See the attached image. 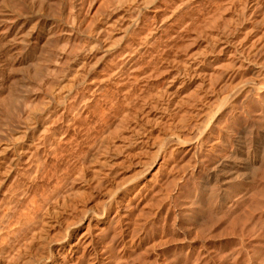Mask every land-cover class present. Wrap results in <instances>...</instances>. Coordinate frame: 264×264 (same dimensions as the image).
<instances>
[{"label":"bare ground","instance_id":"obj_1","mask_svg":"<svg viewBox=\"0 0 264 264\" xmlns=\"http://www.w3.org/2000/svg\"><path fill=\"white\" fill-rule=\"evenodd\" d=\"M56 8L62 11L61 23L59 22L58 24V21L55 23V20L48 23L40 22V20L47 18V14L50 10H55ZM233 9L238 13L237 16L249 21L248 24L244 25L242 28L244 32L243 35H241L240 32L237 33L232 31L231 33H222L223 31L220 32L216 30L218 28L216 25L218 19L227 12L228 14L229 12L233 13ZM51 18L52 17L49 19ZM231 20L233 19H230V21ZM243 22H240V24ZM236 23H234V28L232 27V30H236ZM44 25L46 26L44 27ZM215 25L216 29L211 31L206 39L208 34L206 31H210ZM202 36H205L203 39H206L203 51L194 55L193 58L185 60L182 66L177 68V75L171 79L173 82H170L172 85L178 83L181 88H189L188 93H185L187 94L186 97L181 98L180 103L186 102V105H190V103L198 104L200 103L198 98L201 100L200 107L194 106V109L196 107L198 109L190 111L188 108L191 116H198L197 114L199 112L201 113L202 109L206 110L208 105L212 104L211 98H213V102L217 104L215 107L218 106V103L220 104L222 102L216 103L217 100L214 98H219L221 96H218L219 91L217 93L215 89H211L215 88L212 87L213 84H209L211 86V88L209 86V89L212 90L209 91L211 92V103L208 102L210 96H206V92L198 95V90L200 89L201 92L202 87L197 89L198 86L201 85L195 86L196 81L194 78L200 66L202 64L204 65L207 60L209 62L210 56L216 53V48L220 46L219 44L221 42H229V39H231V41L233 39L238 40L237 44L233 46V50L237 55V62L239 65L243 63L246 64L245 66L252 65L256 52L259 50V53H263L261 48H264V0H240L238 4H236V0H0V209H2L0 210V264H62L65 259L74 261L79 258L78 262H81L80 257L85 258V260L82 259L84 262L83 264H109L112 256L110 254L126 253L134 246L135 240L132 237L136 235L134 231V234L132 232L131 235L127 232L128 230L125 231L124 229V219L126 215L119 212V204L121 203L119 197L116 198L119 200H114L113 198V202L109 200L110 203L101 204L100 211H95L93 208L92 210L88 209L86 200L84 203L83 201L81 202L83 203L81 206H77L74 205L77 192L76 194L73 192L74 196H72L73 194L68 188V181L72 177H76L78 173L85 168L89 152L94 149V146L104 134L111 130L112 126L119 125L120 128V124H123L122 120H125L123 119L124 116H127L126 112H128V108H132L134 105L136 106V103L140 101V99L143 100L147 98L145 96H149L148 93L151 94L150 91L152 90L150 89L154 85L152 80L158 78L156 76L164 73V69L163 72H161V69L165 68L163 66L165 65L164 63H166L170 57H173L172 55H175L172 52L179 48L180 52L188 51H181V49L191 47L199 38L201 39ZM49 39H51L53 43H45L47 42L45 40ZM180 43H182V45L184 43V47L182 45V47H180ZM185 43L188 46H186ZM176 54L178 55V53ZM258 55L261 56V54ZM231 62H233V60ZM260 64L262 65L264 63L262 62ZM261 65H258V68ZM262 71L259 68V72ZM53 78H56L57 82H55L56 80L54 79L55 83H53ZM258 78L257 82L260 83V77ZM213 79L214 77L209 80L212 81ZM69 80L72 81L73 87L70 84L71 82H67L69 83V87L67 86L68 89H64L65 91L61 92L63 87L66 88L65 83ZM21 82H25V85L21 86ZM235 83H231L229 80V82L225 83L227 84L225 88L222 87L226 89L224 91H227L226 87H229L230 92H232L231 88L235 86ZM214 85H216V83ZM260 86L258 87V91L264 89V85ZM234 89L235 87L233 91ZM229 90L226 93H228ZM37 93L41 94V98L44 97L40 107L29 100L30 97L37 95ZM258 93L261 92L259 91ZM236 94V92H232L230 95L236 97ZM160 95V98L153 101L159 109L167 110L171 103V99L163 93ZM228 95L225 96L227 97ZM193 97H197L198 102H194L193 100L195 99H193ZM223 97L224 96H222L221 99ZM189 98H192V101L189 100ZM232 98L229 99L231 100ZM237 99L239 98L237 97ZM188 100L191 102L187 104ZM257 100L260 101V96ZM225 101L223 100V102ZM223 102L221 104H223ZM226 102L225 106L227 104ZM234 102L235 101L232 100L229 103L231 109H228L231 111L236 107L234 104L237 103ZM240 102L238 103L240 104ZM261 102L264 103V95H261ZM221 104L219 107L221 108L222 106L223 108L224 104ZM177 105L179 104L177 103ZM212 105L210 108L208 107L209 110L207 109V111H210ZM259 107L261 109V105ZM217 108L218 107L215 109ZM228 109L226 108V111ZM213 110L211 109L210 112L206 111L209 117L212 114V119L210 120L207 119L208 117L205 115L206 112L203 113L205 115L204 117H207V120L202 119L203 124L201 122L204 128L199 123L203 131L198 127V122H195L192 130L186 127V123L184 122L185 117L183 121L182 119L179 120L185 123L184 131L186 135L184 136L178 133L180 129L176 130L178 127H176L175 123L170 121L167 122L169 124L166 123L168 126L164 124L165 127L174 124V126L171 125L172 128L169 127L171 128V133H168L167 137L164 136L165 144L170 148V153H172V155L181 149V151H185L194 156L199 149L197 147L198 143L195 145L194 140L196 136L199 138L202 132L203 143L206 142L209 135L212 137V140L215 141H223L224 137H227V139H229L231 143L234 142L236 146L242 144L244 147L243 149L250 148L252 143H255L253 142L254 139L249 140V137H251L249 134L251 132H249V134L244 133L246 136L243 135L244 137H240L242 140L239 137L236 138V136L234 138V131L232 135L230 129L227 127L224 128L226 124L222 126V122H218L217 119L214 120L216 114L218 115L220 112L217 113V111L214 112ZM256 110L258 111V108ZM184 111H186V109L183 110V113ZM212 111L214 113H211ZM188 113L186 115H188ZM230 113L231 112H229V114ZM201 115L199 116L202 117ZM259 115L260 114H258V116ZM183 116L184 115H182V117ZM150 117H147V119L151 120L154 118ZM198 120L201 121V118ZM51 122L54 124L53 127L50 125ZM177 124L179 125V123ZM229 125L230 124H228V126ZM179 127L181 128L182 124ZM135 135H138V133ZM160 138L164 141L162 137ZM132 139L130 142H123V144H120L121 146L118 147L124 149L125 147L134 145L135 142L132 141ZM131 141L133 142L132 144ZM146 143H148V140H144L134 147H136L135 149L140 153V151L146 149ZM163 143L164 142L161 144L163 145ZM261 143L263 146L264 137H262ZM161 144L158 146L159 149L163 147ZM212 145H214V143ZM220 147L221 146H219V149ZM161 149H156L153 155H156L157 152L159 153ZM243 149H235L230 157H228L229 163L227 164L222 163V161L213 163L209 167V170H211L209 174L212 173L211 179L216 182V180L219 179V175L225 169H227V172L230 170L232 171L236 163L242 158L252 162L256 156L254 155L255 153L249 152V150L243 151ZM174 157L176 156L174 155ZM165 158V155L160 158L161 163L156 170L164 166L166 162ZM105 160L107 161L108 159ZM147 164L149 165V163L146 162L144 166ZM250 164L246 161L245 169L253 170L249 175H254L255 172L259 170L252 168L254 165L251 166ZM205 165H203V167ZM155 166L156 164L152 163L148 167L142 168L143 170L140 168L144 171V174L138 173L140 174L138 178L142 175L143 179H145ZM189 166L190 165H188V167ZM169 168H171V166ZM191 168H194V166ZM104 175L99 177L96 182L100 188H106L110 185L109 183H111L107 175ZM173 178L179 181L177 176ZM247 179L251 180L252 178L250 176ZM9 181L11 184L16 182V185H9ZM43 182H45L46 185H44ZM175 182L173 181L172 183L175 184ZM7 183L9 186H4L6 188H3V190V185H7ZM136 184L138 186L140 183L137 182ZM136 184L131 188L127 186L123 195H120L123 196L124 201L130 203L134 198L133 193L137 189ZM176 184L178 185V183ZM10 186L12 187L9 188ZM113 188L118 187L113 186ZM120 188L121 187H119V190L122 191V188ZM236 188H238V186H236ZM166 189L168 190V188ZM110 190L108 189V191ZM138 190L139 189H137V191ZM159 193L161 192L159 191ZM164 193L165 192H162V194ZM154 198L158 199L156 197ZM161 199H164V196ZM163 201L165 202L166 200ZM163 201L161 203H163ZM147 203L146 207L148 206ZM157 204L160 206L159 202ZM150 205L149 208H154V206ZM154 205L156 206V204ZM70 206L71 208L73 207V209H70ZM67 207L70 209L69 212L71 213L65 215V217H68H64V219L60 221L58 229L61 228L62 232L57 229L58 232H61L57 240L59 244L51 250L45 246L46 237L44 235L46 234H44V231L47 229L45 226L49 225L48 221L52 215L54 216L59 209H65ZM202 207H204V205ZM217 209H219V207ZM71 210H73V212ZM111 214L114 218L111 217ZM133 215L135 216L136 214ZM145 216L147 220V216L151 215L148 214L144 215V217ZM137 221L134 220V224L132 225L137 226L138 223L140 224V222L135 223ZM125 222H127V220ZM138 227L139 226H137V228ZM131 229H133V226ZM46 233L48 232L46 231ZM39 242H43V244ZM38 243L39 246L37 245ZM36 247H40L39 251L37 250L38 252L35 253L34 251L36 250H34L32 252ZM142 252H144V250H142ZM137 257H139L138 254ZM121 259L124 260V258ZM143 262L142 264H144ZM152 262L153 261L150 263ZM76 263L75 261V263L73 262L72 264Z\"/></svg>","mask_w":264,"mask_h":264},{"label":"rangeland","instance_id":"obj_2","mask_svg":"<svg viewBox=\"0 0 264 264\" xmlns=\"http://www.w3.org/2000/svg\"><path fill=\"white\" fill-rule=\"evenodd\" d=\"M239 2H240V0H236V4H238ZM233 10H234L233 13L229 12V14H228V12H227L218 19V22L216 24L218 27L217 29H216V25H215V27L213 29L211 28L212 30L210 29V31H206L208 33V34L205 33V34H207L206 39L209 36L210 32L215 30V29L217 31H220V32L223 31L222 33H231L232 31H234L237 33L240 32V34L243 35L244 32H243L242 28L244 25L248 24L249 21L244 20V19L240 18L239 16H237L238 13H236L235 9H233ZM55 12H57V13H55ZM48 16H49V18L54 17L55 19L54 18L49 19ZM61 17H62V11L61 10L59 11L56 8L55 10L53 9V10H50L48 12L47 18H46L47 20L42 19V20H40V22L41 23H43V22L48 23V22H51L52 20L53 21L55 20V23H57L56 21H58V24H59V22L62 20ZM238 17H239V19H238ZM230 19H233V20L230 21ZM236 22L237 23L239 22V23L237 24ZM240 22H243V23L240 24ZM234 23H236V25H235L236 30H232ZM45 26L46 25H44V27ZM228 30H230V31H228ZM204 37L202 36L201 39L199 38L197 40V42L194 43L195 45L194 44L192 46L189 45L191 47H189L187 49L182 48L183 50L181 49V51H184V50H188V51L180 52L179 51L180 48H179V49H176L174 51L175 53L172 52L176 56L172 55V53H171V55L173 57H170V59L166 63H164L165 65H163L165 68L161 69L162 70L161 72H163V69H164V73L160 74L161 76L160 75L156 76L158 78L154 77L157 80L156 79L152 80V83L154 85L150 89V90H152V91H150L151 94L148 93L149 96L146 94L147 96H145V97H147V98L144 97L145 99H143V98H142L143 100L140 99V101H138L136 103V106L134 105V106H132V108L131 107L128 108V110H127L128 112H126L127 116H124L123 119H125V120H122L123 124H120V128H119V125L112 126L111 130L108 131L109 134H108V132H106L104 134V136L98 141V143H96V145L94 146V149H92L93 151L91 150L89 152V154H88L89 156L87 157V162H86L85 168L80 173H78V175L76 177H72L68 181L69 182L68 188L70 189V192H72V194H73L72 196H74L73 192H75V194L77 192V194L75 196L76 201H74L75 202L74 205L81 206L84 203V201L86 200V202L88 204L87 205L88 209L92 210V208H93L95 211H100L101 204H108V203H110L109 200H111V202H113L114 200L121 199V200H119L121 202L119 204V212L123 215H126V218L124 219V229H125V231L128 230L127 232H129L130 234L133 231L135 232L136 236L132 237V238H134V240H135L134 242L136 245L134 244V246L131 249H129L128 252H126V253H122V254L112 253V254H110L112 256H111L109 264H118L119 262H120L119 264H125V263L126 264L127 263L128 264H142L144 259H145V261L143 262L144 264L145 263L146 264H160V263L161 264H164V263L165 264L166 263L167 264H264V153H262V152H264V149H263L264 144L262 146V143H261V139H262V137H264V122H263V120H264V112H263L264 103L261 102V95H264V93H262V92H264V89L259 90L261 93H258L259 92L258 87L260 85L261 86L264 85V72H263L264 71L263 70L264 64H262L263 66L260 64L262 62L264 63V48L263 47L261 48V51H263V53H259V50H258V52H256L254 63H252V65L245 66L246 64H244V63L239 65V63L237 62V59H238L237 55H236V53H234V50H233V46H235L237 44L238 40L233 39L231 41V39H229L230 40L229 42L223 41L219 44L220 46H218L216 48V53L214 55L210 56L209 62L207 60V62L204 65L202 64L203 66L201 65L200 68L195 73V76H194L195 81H196L195 86H198L200 84L201 86H198L197 89H199V87L200 88L202 87L201 92H200V89L198 90V95H201V94H203V92H206L207 93L206 96H210L208 102H210L212 99L211 102L213 105L211 104L212 105L211 109L212 110L214 109L213 110L214 112L215 111H217V113L220 112V113H218V115L216 114V116L217 117L219 116V117L217 118L215 116L214 120L217 119L218 122H220V123L222 122V124H221L222 126H224L226 124L224 128L227 127L228 129H230L232 131V135H233V131H234V135H233L234 138H235V136H236V138L237 137L242 138L244 133L249 134V132H251L249 135L252 138L249 137V135H248V137L250 138L249 140L254 139L253 142H255V143H252V146L250 148L243 149L244 147L242 146V144L237 145V146H239V147H237L235 145V143L234 142L231 143L230 140L227 139V137L226 138L224 137L223 141H220V140L215 141V140H212V137H210V135H209V137L207 136L208 138L206 139V142L203 143V132H202L203 131V129H202L203 122H202V119L204 120L207 117H208L207 119H209V120L212 119L211 118L212 114L210 115V117L207 114V112L211 111V109H210V111H207V109L209 110L211 105H208L209 108L207 107L206 110L202 109L203 112L201 110V113L199 112L200 114L199 113L197 114L198 116H196V115L191 116L190 111H194L195 109H198L197 107L198 106L200 107L201 100H199V98H198V101L200 103H198V104L194 103L195 104L194 105L193 103L192 104L190 103L192 101V98L191 99L189 98V100H191V101L189 102V100H188L187 104L190 103L191 106L189 104L186 105L185 104L186 102L180 103L181 98L186 97L187 94H185V93H188L189 88H181V86H179L178 83L175 85L174 84L172 85L170 82H173V80H171V79H173L175 77V75H177L176 74V71L178 70L177 68H180L185 60L191 59L194 57V55L203 51V48H204V45L206 42V39H203ZM51 39H53V38H51ZM51 39L45 40V41H47L45 43H48V42L53 43ZM54 40H55V38H54ZM181 45H182V43H180V47H182L184 45V43L182 46ZM185 45H186V43H185ZM186 46H188V45H186ZM37 51H38V49H37ZM176 53H178V55ZM258 54H261V56ZM213 57H215V58H213ZM171 58H172V60H171ZM232 60H233V62H231ZM168 63H169V65H168ZM214 65H216V66H214ZM258 65H261L263 67V68L261 66L259 67L261 71L263 70L262 72H259ZM212 67H213V70H212ZM226 67H228V68H226ZM259 74H260V76H259ZM213 75H215V76H213ZM222 76H224V77H222ZM213 77H214V79L212 81H210L209 79H211ZM258 77H260V83H262V84L257 82L259 80ZM257 78H258V80H257ZM54 79L56 80V78H53L52 82L53 83L57 82V80L54 82ZM229 80L231 83L236 82L234 84L235 85L234 91H233L234 87L231 88L232 92L237 93L236 97L230 95L232 92H230L229 87H226V88H227V91L229 90L230 94H229V92L226 93L227 91H224V90H226L224 88L227 85L225 83L229 82ZM206 81H208L209 83ZM67 82H69V83L71 82L70 84L72 86L71 80L66 81V83H65L66 88L63 87L61 92L68 89L67 86L69 87V83H67ZM210 82H212V83H210ZM252 82H253V84H252ZM202 83H204V84H202ZM215 83L217 86L214 85ZM221 83H223V84H221ZM209 84H213L212 87H215V88H211V86ZM24 85H25V82H21V86H24ZM71 86H70V88H71ZM209 86L211 89H215L217 91V93L219 91L218 96H221V97L224 96L222 98L224 101L225 100L227 101V98L229 96H232L233 98L229 97L232 99L230 100L228 98V101L227 102L225 101L227 103L226 106H225V102H223L221 97L214 98L215 100H217L216 103L222 101L224 104V107L222 108V106H221V108H220L219 106L222 102L220 104L218 103V106H216V107H218L219 109L218 108L215 109L216 108L215 105H217V104H215V102H213L214 101L213 98H211V92H209L211 89H209ZM231 86H232V84H231ZM217 87L220 89H218ZM160 91H161V93H160ZM72 93H74V92H72ZM162 93L165 94V96H167L169 99H171V103H170L169 108L167 110L159 109L158 106L156 105V103L153 101V100L156 101V99L160 98V96H161L160 94H162ZM209 93H210V95H209ZM198 95H197V97H198ZM225 95H228V96L226 97ZM258 95L260 96V101L257 100V99H259ZM179 96H183V97H179ZM197 97H195V98L193 97V99H195V100H193L194 102L197 101ZM237 97L239 99H237ZM43 98H41V94L37 93V95L30 97L29 100H31L32 103H34L36 106L40 107L41 101H43L42 100ZM232 100L235 101L237 104H239L238 102L241 101L239 104L241 106L234 104V105H236V107L234 108L233 111L229 110V109H231V107L229 106V103ZM177 103L179 105H177ZM210 103H208V104H210ZM223 104H221V105H223ZM245 104H246V106H245ZM260 105H261V109L259 107ZM194 106H197V107L194 109ZM213 107H215V108H213ZM243 107H245V108H243ZM256 107L258 108V111L256 110L257 109ZM184 108L186 109V111H184L185 114L183 113V110H185ZM188 108L190 109V111ZM202 108H203V106H202ZM226 108L227 109L229 108V109L226 111ZM187 109H188L189 113H188ZM160 110H162V111H160ZM164 111H166V112H164ZM213 111L211 113H214ZM259 111H260V113H259ZM229 112H231V113L229 114ZM240 112H242V113H240ZM256 112L260 115L258 116V114ZM181 113H183V114H181ZM187 113H188V115H186ZM203 113H205V115L207 117H204L205 115ZM154 115H156V116H154ZM182 115H184V116L182 117ZM199 115H201L203 118L200 117ZM221 115H222V117H221ZM241 115H242V118H241ZM189 116L192 118H190ZM147 117L148 118L154 117L155 119L153 118L151 120L150 119L148 120ZM184 117H185L184 122L186 123V125L184 122H182ZM200 118H201V121L198 120ZM219 118L222 121H220ZM180 119H182L181 122L179 121ZM186 119H187V121H186ZM190 119H192V120H190ZM256 120H258V121H256ZM170 121L176 124V127H178V129H176V130H179V129L181 130V131L179 130L178 133L182 136L186 135V132L184 131V125L186 127H188L190 130H192L195 122H198L197 123L198 125H199V123L201 124V122H202V124H201L202 127H200V125L198 126L202 129V131H201L202 134L199 136V138H197L198 136H196L195 140H194V144L197 145V143H198L197 147L199 148V149L197 148L198 151H196L194 156L191 154H188L185 151H181V149L178 151L179 154H178V152L174 153V155L176 157H174V155H172V153H170V148H168V145L165 144V137H164V136L167 137L168 133L169 134L171 133V131H170L172 128L171 125L174 126V124H170L169 127H171V128L165 127L166 123L170 122ZM52 123L53 122H51L50 125H52V127H53L54 124H52ZM177 123H179V125ZM190 123H191V125H190ZM167 124H169V123H167ZM181 124H182V127L180 128L179 126H181ZM228 124H230V125L228 126ZM166 126H168V125H166ZM166 128H168V129H166ZM249 128H251V129H249ZM137 131H139V132H137ZM137 133H138V135H135ZM165 133H167V134H165ZM244 136H246V135H244ZM132 137H133V139H132ZM160 137H162V139L164 141H162ZM131 139H132V141L135 142L134 145L125 147L124 149L123 148L121 149L120 147H118V146H121L120 144H123V142H130ZM141 140L142 141L148 140V143H146V146H145L146 149H143L139 153L135 149L136 147H134V146H137L138 144H140L142 142ZM132 141H131V144L133 143ZM160 142L161 143L164 142L163 145ZM221 142H222V144H221ZM211 143L212 144L214 143V145H212ZM160 144L163 146V147L160 146V147H162V149L160 148L161 151H159V153L157 152L156 155H153V153H155L156 149L160 150L158 147ZM253 145H254V147H253ZM219 146H221L220 149H219ZM237 148H238V150L243 149V151L249 150V152H254L255 153L254 155H256V156L254 157L252 162L249 161L248 159H245V158L240 159L238 161V163H236L235 168L232 171L230 170L229 172H227L226 171L227 169H225L219 175V179L216 180V182L213 181L211 179L212 173L209 174V172H211V170H209V167L215 162H221L222 161V163H224V164L229 163L228 157H230L231 153ZM168 149H169V151H168ZM217 149H219V150H217ZM166 150H167V153H166ZM180 152H182V153H180ZM168 154H171V155H168ZM198 154H199L200 158H199ZM163 155H165V157H166L165 158L166 162H165L163 167H161L159 170L158 169L156 170L158 165L161 163L160 158ZM177 156H179V157H177ZM105 159H108V160L106 161ZM246 161H248L249 164L251 163L250 164L251 166L254 165V166H252V168H256L259 171L255 172L254 175L253 174L249 175L250 172L252 173L253 170L251 171V169L250 170L245 169ZM146 162H148L149 165L154 163V164H156V166H155V168H153L151 173L145 179H143L142 175L144 174V171H142L143 170L142 168H146L149 166L148 164H147L148 166L147 165L144 166L146 164ZM186 164H188L190 166L188 167V165H186ZM203 165H205V166L203 167ZM167 166H169V167L171 166V168H169ZM192 166H194V168H191ZM258 167H259V169H258ZM205 169H207V170H205ZM260 169L263 171H261ZM168 170H169V173H168ZM172 170L173 171L175 170V171L173 172ZM156 171H158V172H156ZM178 171H179V173H178ZM104 173H105V175H107V178L109 179V182H111V183H109L110 185L106 188H100L96 184V182L99 179V177L104 175ZM138 173L142 174L140 176V178H138L140 175ZM260 174H262V175H260ZM172 176L175 178L177 176L179 178L180 183H179L178 179L176 180ZM250 176L253 179V182H252V179L251 180L249 179L250 181L247 179ZM234 177H236V178H234ZM180 178H183L184 180L180 179ZM168 179H169V181H168ZM246 180H248V181H246ZM173 181L174 182L176 181L175 184L172 183ZM137 182L140 183V184H138V186L136 184ZM246 182H248V183H246ZM15 183L16 182H13V184H11L9 181V185L11 184L13 186ZM43 183H44V185H46L45 182H43ZM78 183L80 186L78 185ZM176 183H178V185ZM213 183H214V185H213ZM134 184H136V188L139 189L140 191L138 190L139 191L138 192L137 189L135 190V192L133 193L134 198L131 200L130 203L124 201L123 196H120V195H123L127 186H128V188H131V187H133ZM165 184H167V185H165ZM9 185H8V183H7V185L4 184L2 189L6 188L4 186L8 187ZM125 185H126V187H125ZM235 185L238 186V188H236ZM12 186H10L9 188H11ZM76 186H77V189H76ZM113 186H116L118 188H113ZM162 186H168V187H162ZM211 186H213V187H211ZM119 187L122 188V191L119 190ZM198 187H200V188H198ZM166 188H168V190ZM108 189L109 190L114 189V190H112V191L110 190L111 191L110 192V191H108ZM79 190H81V191H79ZM159 191L161 193H159ZM162 192H165V193L162 194ZM167 192H169V193H167ZM143 194H144V196H143ZM150 195L152 196V199H151ZM165 195L166 196L168 195V196L166 197ZM95 196H96V198H95ZM163 196H164V199H161ZM118 197H119V199H116ZM154 197H156L158 199H155ZM169 197H171V198H169ZM211 197L213 200L211 199ZM113 198H114V200L112 201ZM165 198H168V199H165ZM186 198H188V199H186ZM73 199H74V197H73ZM95 199H96V201H95ZM199 199H200V201H199ZM87 200H89V201H87ZM161 200L162 201L166 200V201L165 202L163 201V203H161L162 202ZM82 201H83V203H81ZM146 201L149 203L152 202L150 204L152 206H154V208L153 207L149 208L150 204L147 203ZM158 202H159V204L161 203L160 204L161 207L157 204ZM222 202H224V203H222ZM146 203L148 205L147 207H146ZM153 203L156 204L157 207ZM143 204H145V205H143ZM128 205H129V207H131V206L132 207L129 208ZM197 205H198V207H197ZM203 205H204V207H202ZM141 206L142 207L145 206V207L142 208ZM89 207H91V208H89ZM218 207H219V209H217ZM65 209H62V208L59 209L58 212L54 216L52 215L51 218L49 219V221H48L49 225L45 226V228L47 227V229H45V231H44V234H46V235H44L46 237L45 246L51 250H53L59 244V242L57 243V240L59 239V235L62 232L61 228L58 229V227L60 226V221H62V219H64L65 215H68L69 213H71V212H69V210L73 209V207L71 208V206H70V209L68 207ZM67 209H68V211H67ZM145 209H146V214H145ZM148 209H150V210H148ZM0 210H2V209H0ZM71 211L73 212V210H71ZM136 211H137V213H136ZM147 211H148V213H147ZM141 213H144V214H141ZM153 213H155V214H153ZM112 214H111V217L114 216V214H113V216H112ZM133 214H136L135 215L136 217ZM148 214L151 215L152 217L147 216L148 218L146 220V216L144 217V215H148ZM164 215H165V217H164ZM66 217H68V216H66ZM139 217H140V219H139ZM143 217H144V219H143ZM149 218H150V220H149ZM133 219L136 221L139 219L135 223L140 222V224L138 223V225H137L140 227V229H139V227L137 228V226L132 225V224H134ZM126 220H127V222H125ZM193 221H195V222H193ZM128 222H130V223H128ZM142 222L145 224H143ZM132 226H133L134 230L131 229ZM201 226H203V227H201ZM57 229L61 230V232L59 231L60 232L59 233L57 231ZM46 231L48 233H46ZM134 232H133V234H134ZM48 235H49V237H48ZM50 238H51V241H50ZM39 243H41V242H39ZM39 243L37 244L38 246H39ZM41 244H43V242ZM39 248L40 247H38V248L36 247V249L34 248L32 250V252L34 250H36V251H34L35 253L38 252ZM142 250H144V252H142ZM141 253H143L144 255ZM137 254L139 257H137ZM139 254H141V255H139ZM135 255H136V257H135ZM145 255H146V257H145ZM121 258H124V260ZM78 259L74 260V261H69L68 259L67 260L65 259L62 264H72L73 262L75 263V261L77 262L76 264H81V262H82V264L84 263L82 259L85 260V258L80 257L81 262L80 261L78 262ZM142 259H143V261H142ZM132 260L133 261L135 260V261L133 262ZM149 261L150 262L153 261V262L150 263Z\"/></svg>","mask_w":264,"mask_h":264}]
</instances>
